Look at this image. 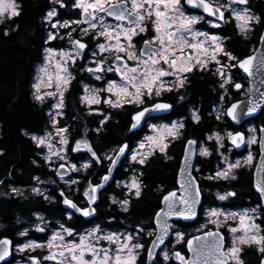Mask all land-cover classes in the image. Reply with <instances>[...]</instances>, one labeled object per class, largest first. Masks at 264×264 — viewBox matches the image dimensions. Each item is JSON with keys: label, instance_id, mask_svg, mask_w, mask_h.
Segmentation results:
<instances>
[{"label": "trees", "instance_id": "trees-1", "mask_svg": "<svg viewBox=\"0 0 264 264\" xmlns=\"http://www.w3.org/2000/svg\"><path fill=\"white\" fill-rule=\"evenodd\" d=\"M15 2L19 5L20 14L12 18L6 17L0 23V236L9 237L16 244L22 243L24 238L18 233L21 227L19 221H32L36 215H43L53 222L66 223V226L77 233L87 227L88 223L81 224L79 216L72 214L67 216L59 190L70 196L76 204L83 205L81 190L86 185L99 182L100 177L106 172L108 164L106 152L125 142L129 145L130 152L146 132L145 129L128 131L132 112L160 99L170 102L172 108L169 114L158 117L157 120L165 123L181 120L183 127L180 129L179 137L171 139L165 151L155 149L144 159L143 164L135 162L132 164L133 167L129 165L131 166L129 170L139 177V196L126 195V188L117 184L127 178V168L118 174L115 173L113 181L99 194L96 205L97 215L93 218L95 222L108 229L137 231L140 230L137 228L141 227L148 232L146 235L143 232L144 246L137 259V264H143L144 251L154 229L152 219L160 207L161 196L176 187V171L184 141L190 137L201 141L214 131L230 130L234 127L224 116L218 118L214 114V107L220 96L221 79L212 67L204 70L194 67L190 73L184 74L187 78L183 86L164 91L160 96H153L139 107L129 103L121 107L101 108L108 116L102 121V126H98L101 115L88 114L80 96L83 81L96 85L99 82L74 70V77L64 92L62 115L58 118L57 125L68 129L70 133L68 134L69 150L82 132L88 130L87 142L96 153V157L90 156L92 154L89 151L85 155L70 151L74 162L79 164L87 162L88 167L73 172L72 178H76L77 183L67 187L55 176L50 165L40 158L43 149L37 147L31 139L32 134H41L51 127V118L48 114L50 106L40 104L34 99L32 85L36 68L43 61L45 49L48 46L59 47L61 44L56 28H52L51 23L45 19L47 12L56 9L57 16L54 21L78 17L71 9L73 4L71 0H62L64 7L53 3L52 0H15ZM247 8L260 17V22H253L251 31L246 34L239 31L229 13L219 27L200 24L219 36L224 51L231 53L236 59H241L252 52L258 44L260 32L264 27V0H248ZM188 12L193 11L188 10ZM49 33H53L57 38L48 40ZM149 35L150 33L138 36L136 38L138 45ZM241 78L246 84V78L243 76ZM194 112L199 116V120L191 117ZM250 122L255 126H264V108ZM209 145L210 154L197 157L198 171L194 172L202 193L198 219L193 224L177 223V226L187 231L202 220L205 206H222L225 209L257 207L258 221L264 228V204L252 189V168L239 169L236 179L229 182L215 180L213 174L220 163L213 143L209 142ZM126 166L128 167L127 161ZM199 174L205 176L202 178ZM46 180L55 182L45 189L46 192L17 194L11 191L30 189ZM205 188L210 191L230 189L235 195L229 197V203L221 204L213 194H207ZM111 196L120 199L129 196L127 208L123 209L119 203L112 202ZM27 238L44 241L46 236L31 231ZM175 247L185 253L184 242ZM260 255L255 246H250L242 252L241 257L245 264H258ZM160 263L158 256L156 264ZM169 264H173L171 260Z\"/></svg>", "mask_w": 264, "mask_h": 264}, {"label": "snow or ice", "instance_id": "snow-or-ice-1", "mask_svg": "<svg viewBox=\"0 0 264 264\" xmlns=\"http://www.w3.org/2000/svg\"><path fill=\"white\" fill-rule=\"evenodd\" d=\"M52 2L59 4L60 7H64L62 0H52ZM184 2L193 8L202 9L203 12L207 13L209 16H215L219 20H224L225 11H229L232 18H234L237 22V28L242 33L251 31V25L253 22H260V17L251 14L249 8L243 7L238 10L232 7L233 4L246 5L248 0H228L227 4H219L218 6H214L212 3H209L208 0H184ZM76 6L82 9L85 19L74 21L73 23L78 25L86 23L89 28L93 30L98 28V25L93 22L98 19L96 13H105L107 16L114 17L117 21H128L127 27L120 23L113 27L112 25L103 23V18L100 17V30L95 33L96 35L104 37L108 42L107 44H98V48L101 52L115 51L117 53L115 57L116 61L123 60L120 53H123L128 60L136 61L135 66L132 67L128 66L127 63H124L122 66H117L115 69L111 67L108 69L109 71L115 70L120 77V83H117L115 80L109 81L107 88L104 90L116 97L115 100L110 98L104 100V103L109 104L112 107H121L122 103H135L140 105L144 103L145 97L151 98L153 95L160 96L162 91H171L172 88L166 86L163 79L167 76H176L178 86H183L184 80L187 78L183 75L184 73H190L193 70V67H207L209 63L207 57L209 55V47L211 45L206 46V44L209 40L212 42V45H214L210 56L211 60L216 61V63L219 64L220 61L217 60V55L220 53L227 55L229 60L235 59L231 53L224 52L220 37H209L207 33L195 30L194 26L198 24L203 17L186 15L181 4V0H131V10L125 6L124 0H119L118 3H113L112 0H77ZM18 8L19 5L15 2V0H0V23L3 22V16L5 13L8 14L9 18L18 16L20 14ZM56 16L57 11L53 8L47 12L45 19L51 22L52 18ZM153 16L155 17L154 19H152ZM145 20L150 21L152 29L155 32V36L152 41H145L146 47L141 49L140 56L138 57L136 53L131 50L133 48L132 38L137 35L138 32L147 31ZM58 25L62 28L70 27L68 21H64L63 23L57 21L56 23H52L51 27L55 29ZM219 26V24H213V27ZM82 31L87 34L88 29H83ZM70 36L71 33H69V37ZM121 37L127 41V46L122 44ZM198 37H205V39L200 40ZM54 39H56V35L49 33L48 40ZM261 40L264 41V36L261 37ZM112 41H115V43H111ZM72 43L75 46L77 55L80 54V50L87 47V45L81 43L80 40H73ZM156 43H158V47L151 46ZM46 52L49 54L46 57V65L40 69L43 76L39 77L38 82L33 85V88L35 89L34 98L40 102H43L45 96L51 97L54 95L53 92L40 94L41 85L45 84L44 77H47V86H53V76L49 73L48 65L53 63V59L56 56H59L61 60H64L65 57L71 59V54L64 52L63 50L56 51L49 48L46 49ZM202 57H204V59H202ZM254 59L255 57H248L247 59L240 61L239 67L245 72H249ZM65 64L66 61L64 63L59 61L55 63V88L60 96V100L54 106L57 109H61L63 107L64 89L70 83V74H68V69ZM164 65H167V68H165ZM87 71L98 73L103 71V69L97 65L95 69L89 68ZM217 73L223 75L222 70L219 68L217 69ZM96 79H101V77L97 75ZM227 82L228 81L225 80V83ZM223 86L224 85L222 84L221 87ZM235 87L240 89L241 85L236 84ZM98 91L99 90L92 89L91 95L83 96L81 98L82 101L88 104L100 103V99L96 94ZM85 92H89L87 87L85 88ZM121 97L124 98L123 101H121ZM239 107V104H233L230 108H228L227 115L233 120H236L238 115H240V113L237 112ZM257 107H259V104L250 101L247 113L243 114H251L256 111ZM170 108L171 105L166 103H155L151 107L142 108L132 117L133 123L131 128L135 129L145 118L147 113L164 111ZM57 115H60V113L57 112ZM193 119L199 120V116L195 112L193 113ZM52 124L57 135H60V143L62 145H66L68 141L62 133H65L67 129L57 127V121L55 118H53ZM151 127L157 135L145 137L148 152H141L136 149L132 150L131 159L133 161L137 160L138 155L144 157L150 155L156 148H159L161 152L165 151L167 148V144L164 142L165 137H175L177 135V128H182L183 124L177 125L176 123H173L171 126L165 125L161 128H157L156 125H152ZM261 132H264V129H261ZM228 135L231 138L232 143L237 147L244 142L243 134L241 133H236L235 135L229 133ZM31 139L36 143L37 147L47 145L49 149H51V145L47 143L50 139V134L46 133L45 136L32 135ZM219 140L220 137L217 135V141ZM188 143L191 145L194 144L195 141H189ZM248 143H255V138H251ZM261 146L262 149H264V142H262ZM81 147L86 148L89 152H91L94 158L96 157V153L92 150L87 141H77L76 148L73 149V151H76ZM145 147V142H141L139 144V149L142 150L145 149ZM128 148V144L120 146L117 156L125 154ZM201 151L203 155H208L207 149H202ZM53 154L59 156V152ZM251 158V155H249L247 160L250 161ZM45 159L47 160L49 157H45ZM144 162V159H140L138 161L140 164H143ZM115 163L116 161L113 160L112 164L115 165ZM238 166L239 161H237L235 165L229 164L228 170L223 172L218 171L216 176L226 179L228 178L229 171ZM60 167L63 168L64 165H61ZM71 167L73 169L76 168L75 165H72ZM84 167H88V165H84ZM109 171H111V167L109 168ZM108 179V176H104L102 178L103 181ZM193 184L194 181L189 184L188 187L191 188ZM102 186V183L94 187L90 185V191L85 193V195L89 198V203L95 201V193L97 189ZM125 187H128L130 190L135 189V194L137 196L140 195V186L135 177H133L131 183L125 185ZM256 188L261 194V198L264 199V182H258L256 184ZM13 191L17 190L13 189ZM33 191L38 192L39 189H33ZM61 195H63V193H61ZM232 195L235 194L227 193L226 195H220L218 198L220 200H225L227 196ZM175 196L176 194L174 192H170L164 197V201L168 204L169 209L168 212L164 213V215H179L183 216L185 219L194 216L195 211L193 205L198 202L199 189H195L194 196L188 194L181 198L180 203L186 205V207L180 209L179 211H173ZM113 202H115V200ZM63 203L86 217L92 215L95 211L90 208H78L75 203L68 199H64ZM127 203V200L122 202L123 205H127ZM161 211H163V209ZM159 215L160 213H157V216ZM211 215L218 216L220 213L212 211ZM229 215L233 218L237 216L236 213H230ZM211 222L216 223V221ZM60 227L63 233L67 234V237H72L74 235V229L66 228L63 225ZM38 230L44 231L43 228H39ZM163 230L165 233L167 232L166 224L163 226ZM229 231L234 234V237L232 247H230L227 251H224L222 248L221 242L223 237H220L219 233L208 232L205 234L208 237H218V239H215V243L210 248V255L214 260V264H229L230 261L233 262V264H243L239 258V253L242 249L237 246V241L240 245H256L258 247V251L264 253V228H261V225L255 223L254 217L249 216L247 211L239 215L238 226L230 227ZM237 232H240L241 235L236 236L235 234ZM26 234L27 231L20 233L22 236ZM78 235V241L66 240L65 235H62L61 232H54L47 241V247L49 250L53 248H58L59 250L57 252L50 251L49 255L45 256L44 259L56 261L57 264H65V260H67V264H135L136 255L134 250L143 247V245L139 243L131 244L133 238L130 234L124 238L123 242L120 241V236L117 233L113 232L103 234L99 225H96L87 233ZM158 239L161 243L163 242L162 236L158 237ZM193 239L200 240L201 238L194 237ZM90 240H94L95 242L90 243ZM101 241H106L109 245L115 244L116 247L115 249L103 246L97 247V244ZM10 244L11 241L8 239L0 240V260H4L5 257L9 255ZM188 245L189 248L192 249L193 241L189 240ZM40 247H44V245L30 241L22 245L19 250L25 251L29 248L34 250L35 248ZM86 255L90 256V258H86ZM196 255L199 259L201 255L200 251L197 250ZM176 256L181 261H184V258L180 256L179 253H176ZM164 258L167 260V253L164 254ZM30 259L32 264H40L38 258L30 257ZM185 264H187V262H185ZM191 264H197V261H192ZM204 264H207L206 260ZM262 264H264V262H262Z\"/></svg>", "mask_w": 264, "mask_h": 264}, {"label": "rangeland", "instance_id": "rangeland-1", "mask_svg": "<svg viewBox=\"0 0 264 264\" xmlns=\"http://www.w3.org/2000/svg\"><path fill=\"white\" fill-rule=\"evenodd\" d=\"M71 1L73 3L71 9H73L75 11V13L77 14L78 18L64 20V21H68L69 22L70 27H68V28H62V27H59V25H58L57 28H56V34H57L58 40H60V43H61L60 46L59 47L48 46L46 48V49L51 48V49H54L56 51L63 50L64 52L70 53L71 54V59H69L68 57H65L64 60H61V58L59 56H56L53 59V63L48 65L49 73L52 74V76H53V86L52 87H48L47 83H46L47 77H44L45 84L41 85L40 94H44V93H47V92H53L54 95L51 96V97L45 96L43 102H40V101L36 100L38 103H48L49 106H50L49 107L50 110L48 111V113L51 116V120H50V126L51 127L43 135H40V136H45L46 133L50 134V139L48 140L47 143L51 145V149H49V147L47 145L40 146V147H42V149H43L42 154H43L44 161L47 164H49L50 167L53 170L56 168V166L59 163H62V162L67 163L71 167L72 164L67 162V156H68L69 152L70 151L72 152L73 149L76 148L77 141H81V142L85 141L82 138H79L78 140H75L73 142L72 146L70 147L71 150H69L68 149V143L66 145H62L60 143V135H57L56 130L53 127V124H52L53 118H55V120L57 121V116H58L57 112L60 111V109H57V108L54 107L56 105V103L60 100L59 93H57L56 88H55V73H56L55 63L57 61H59L61 63H64L66 61L65 66L68 69V74H70V81L74 77V74H75L74 70H77L80 74L86 75L89 79H91L93 81H96V82H99V84L96 85L94 83H88V82L83 81L81 83L82 94L80 96V100H81V103L85 107H88V108L90 107L91 109H92V107L96 108L95 110H97V111H99L101 113L100 114L101 117H102L101 120L102 121L106 120L108 114L106 112H101L103 110L99 109L98 106L103 105L105 107H112L111 105L104 103V100L105 99H109V98L112 99V100L116 99L115 96H112L110 93H108L107 91H104V90L107 88L109 81L115 80L117 83H120V77L116 73V71L115 70H113V71H109L108 70L110 67L113 68V69L116 68L113 65L112 61L116 57L117 53L115 51L101 52L100 49L98 48V44H107L108 42L105 40L104 37L96 35L95 33L100 30V28H99V25L101 23V21L99 19L100 17L103 18V23L108 24V25H112L113 27H115L118 23L122 24L125 27L128 26V24L126 22H123V21L121 22V21H117V20H113V19H108V18L105 17L104 14H101V13H96L98 19L93 21L94 23H96L98 25V28L96 30H93V29L89 28L88 24H86V23H81L79 25L76 24V23H73L74 21L83 20L82 19L83 12H82L81 8L76 6L77 0H71ZM115 1H119V0H112V2H115ZM124 1H126L128 9L131 10V0H124ZM208 1L213 3V4H215V5H217V6L219 4H227L228 3V0H208ZM181 4L183 6V10H184L186 15H190V16L194 15V16L203 17V19L198 24H196L194 26L195 30H197L199 32H204V33L210 34V37L211 36H217V35L211 33L210 30H208V29H206V28L201 26L202 23H206L209 27H213V24H217L216 22H213V21H211V20H209L207 18H206L207 19L206 20L205 17L202 14H200V13L188 12V9H186V7L183 5V2H181ZM232 7L239 10V9H241L243 7H247V4L246 5L233 4ZM250 13L253 14L251 11H250ZM229 16L232 18L230 12H229ZM6 17H8L7 13L4 14L3 19L6 18ZM154 18L155 17L153 16L152 19H154ZM54 19H55V17L52 18V20L50 22L51 24L52 23H56L57 21H59L60 23L64 22L63 20H55L54 21ZM145 24L147 25V31L138 32V34L133 36V38H132L133 48L131 50L133 52H135L138 57L140 56L139 55V46L140 45H138V43L136 41V38L138 36H140V35H144L145 36V35H148V33H150V35L148 37H145V38H150V40L152 41L154 36H155V32L152 29L150 21L149 20H145ZM236 25H237V22H236ZM83 29H88L87 34L82 31ZM69 33H71L70 37H69ZM243 34H246V33H243ZM217 37H219V36H217ZM75 39H80V40L88 39V41H90L91 48H90L86 58L82 57L81 59H78L76 54L73 52V50H72V41L75 40ZM198 39L204 40L205 37H198ZM121 42H122V44H124V46H127V41H125L123 39V37H121ZM111 43L114 44L115 41H112ZM155 45L158 46V43H156ZM206 46H210L209 47V55L207 57V59L209 60L208 65H210L211 63H214V67H215L214 69L216 70V72H217L218 68L222 70L223 75H220L218 73H217V75L221 79L220 86L223 84L224 85L223 89L225 91L227 83L230 82V79H229L230 70L232 69V67H234L233 63L236 61V59L229 60L227 56H226V59H221V56H222L223 53H220V54L217 55V60H219L220 63L217 64L216 61H213V60L210 59L211 52L213 51L214 45H212V42L209 40L208 43L206 44ZM222 47H223V45H222ZM46 49H45L44 58H43L42 63L39 64V66H37V68H36L33 85L38 82V78L39 77L43 76V73H41L40 69L46 65V57L49 55L48 52H46ZM120 55L124 57V59H125L124 63H127L128 66H130V67L135 66L136 61L128 60L127 57L123 53H120ZM144 58H146V57H144ZM202 59H204V57H202ZM97 65H99L103 69V71L98 72V73L87 71V69H89V68L95 69L97 67ZM164 67L167 68V65H164ZM196 68L201 69L200 67H196ZM97 75H99L101 77V79H96ZM163 79H164V81L166 83V86H168V87H171V88H179V87H181V86H178V81H177L176 76H167V77H164ZM225 80H227L228 82L225 83ZM33 85H32V87H33ZM67 86H66V88H67ZM86 87L89 89L88 93L85 92V88ZM66 88L64 89V92H65ZM92 89L99 90L96 94H97L98 98L100 99V103L88 104V103L82 101L81 98L83 96L91 95V90ZM34 92H35V89L33 88V97H34ZM163 92L164 91H162V93ZM247 93H248V90H247V87L245 85V87L237 95H238V97H246ZM153 96L157 97L156 95H153ZM151 98L145 97L144 98V102L147 99L150 100ZM123 99L124 98L121 97V101H123ZM124 104H129V103H122V105H124ZM132 104L135 107H139V106L142 105V104L138 105V104H135V103H132ZM224 112H225V105L223 103V100H221L219 102V104L214 107V114L217 117H221V116L224 115ZM173 123H176L177 125L180 124V122L177 121V120L176 121H172L170 123H165V122L150 123L147 126L148 127L147 131L143 134V136L136 143V145L133 147V149H136V150L141 151V152H148L147 142L145 141V137H147V136H156L157 135V133L155 131H153V128L151 126L152 125H156L157 128H161L162 126H165V125L171 126ZM57 127H58V125H57ZM180 129H181L180 127L177 128V130H176L177 131V135L175 137H179ZM245 130L247 132V137H246L247 150L245 151L244 155H242L240 158H235L234 159V158L230 157V155L228 153L229 150H228V147H227L225 141H226V138L228 137V134L230 133V130L214 131V132L208 134L204 138V140H201L199 142V145L197 147V154H199L200 156H208L210 154L209 142L213 143V147L215 148V150H216V152L218 154V158H219V163L220 164H219L218 169L213 174V177L215 178V180H225V181L229 182V181L234 180L236 178L237 171L239 169H243V168L250 169V168L253 167V165L255 163V160H256V158L254 156L253 146L257 143V131H256V128H255V125L254 124H249V123L246 124ZM62 135L68 141V134L65 132V133H62ZM217 135L220 137L219 141H217ZM175 137H171V136L165 137L164 142L166 144H168L170 142V140L175 138ZM253 137L255 138V143L249 144L248 141L251 138H253ZM141 142H145V144H146L145 149H142V150L139 149V144ZM156 149H159V148H156ZM202 149H207L208 155H203L202 151H201ZM132 150L127 156V163H128L127 178L117 182L118 185H121L123 187H125V185H127V184H130L133 177H135L137 179L138 183H139L138 175H136L134 172H132L129 169L131 168L132 164H134L135 162H138L140 159H145V158H147L149 156V155H147L146 157H144V156L138 155L137 156V160L133 161L131 159ZM56 152H59V156L53 154V153H56ZM112 153H113V149H110L108 152H106V155H105L106 158L109 159L111 157ZM249 155H251V157H252L250 161L247 160ZM45 157H49V159L46 160ZM237 161H239V166L235 167V168H232L229 171L228 178L225 179L223 177H217L216 176V173L218 171L223 172L225 170H228V165L229 164L235 165L237 163ZM86 164L87 163L84 162V163H82L80 165H77L75 169H73L72 167H71V169L74 172H77L79 169H83L84 165H86ZM129 165H131V166H129ZM196 169H197V167H195V170ZM69 179H59V180L61 182L65 183L67 187H69L71 184H75L76 185V183H77V179L76 178H72L71 177ZM53 184H55L54 181L46 180V181L40 182L39 184L34 185L30 189H25V190L16 189L17 191H13V189H12L11 191H13V192H15L17 194H28V193L37 194L38 192H46L45 189L48 186L53 185ZM86 187H87V185L85 186L83 191L86 189ZM125 188H126V195H132V194H135V192H136L135 189H131L130 190L128 187H125ZM33 189H39V191L35 192V191H33ZM205 192L209 193L210 190L205 188ZM227 193H228L227 190H225L224 192H219V193L217 192L216 193V196H217L216 198L221 203L223 201L224 202H228L229 201V196H227V198L225 200H220L218 198L220 195H226ZM128 197L129 196H127V198ZM127 198L125 197L123 199H120V198H116L115 196H111L110 200L112 202L115 200V202L119 203L121 208L126 209L127 205H123L122 202L127 200ZM212 211H216V212L220 213V215L212 216L211 215ZM245 211H247L249 216L254 217L255 223L261 225V223L258 221L259 213H258L257 207L225 209L222 206H205L203 208V211H202L203 212L202 220L199 223H197L195 226H193L190 229H188L187 231H183L177 225H173L172 227H173L174 233H173V237L171 239V242L167 246L162 248L160 250L159 254H158V256H159V258L161 260L160 264H169V261H170V258H171L172 249L175 246H177L178 244L183 243L184 240H185V237L187 235H190V234H193V233H198V232H201V231H204V230H207V229H212V228L221 229V230L225 231L227 240H226V244H225V247H224V251H227L230 247H232V242H233V237H234V234L229 231V228L238 226L239 215L243 214ZM230 213H236L237 216L235 218H233L231 215H229ZM226 217H227V219H226ZM35 218H36V220L34 221V225H35L34 226V230H35V232L45 234L46 238H45L44 241L28 239V240H25L22 244L17 245L16 248H15V251L19 255H22L23 257H19L18 256V259L13 264H29V260L27 258L28 255L25 254L27 251L33 252V251H36V250H39V251L44 250L45 251L44 257L49 255L50 251L57 252L59 250L58 248H53V249L49 250V248L47 247V241L53 235L54 232H61L62 235H65V239L66 240H76V241H78V239H79V235L78 234H82V233L79 232L78 234H74L72 237H67V234L63 233L62 229L59 230V229H56V227L54 228V227H51V226H49V227H51V229L49 231H46L45 227H48L47 221H44V218H40L39 215H36ZM211 221H216V223H212ZM43 222H44V225H42ZM96 225H98V224L91 225L90 227H88L84 231V233H87V232L91 231ZM39 228H43L44 231H39L38 230ZM100 228H101L103 234L113 233V232L117 233L120 236V241L121 242H123L124 238L127 237L130 234L132 236V238H133L132 241H131V244L139 243V244H142L144 246V244L142 242V239L144 237L143 236V232H145V230L141 229V227L137 228V229H140V230H137V231L136 230L132 231V230H129V229L114 230V229H108V228H105V227L102 228L101 226H100ZM261 228H263L262 225H261ZM153 231H154V229H153ZM146 234H148V232H145V235ZM178 234H181V235H178ZM235 235L239 236V235H241V233L237 232ZM30 241L35 242L37 244H43L44 247L35 248L34 250L31 249V248L26 249L25 251H20L19 250L22 245H24V244H26V243H28ZM89 242L90 243H94L95 241L94 240H90ZM101 246H103V247H111L113 249H115V247H116L115 244L109 245L108 242H106V241H101L100 243L97 244V247H101ZM237 246L242 249V251L239 253V258L243 262V264H245V261L241 257V254L247 247H250V246L240 245L238 241H237ZM252 246H255L257 251H258V247L256 245H252ZM142 249H143V247L134 250L135 255H136L135 264H137V259H138L139 255H140V253L142 252ZM258 252L261 253L260 251H258ZM165 253H167V257H168L167 260H165V258H164V254ZM86 258H90V256L86 255ZM58 259H60V258H58ZM47 261H49L48 264H57V262L53 261V260H47ZM65 264H67V260H65ZM231 264H233V262H231Z\"/></svg>", "mask_w": 264, "mask_h": 264}, {"label": "water", "instance_id": "water-1", "mask_svg": "<svg viewBox=\"0 0 264 264\" xmlns=\"http://www.w3.org/2000/svg\"><path fill=\"white\" fill-rule=\"evenodd\" d=\"M118 2L119 1H115L113 3H118ZM124 3H125V6L128 8L126 1H124ZM209 3H211V2H209ZM183 5L186 7V9L199 12L203 16L207 17L208 19H210L214 22L221 23L225 20V18H224V20H219L215 16H209L207 13L203 12L202 9H196V8H193L189 5H187L184 2V0H183ZM213 5L217 6L215 4H213ZM101 14H104L105 17L108 19L116 20L114 17L107 16L105 13H101ZM224 17H225V13H224ZM82 19L83 20L85 19L84 15L82 16ZM123 22H126L128 24L127 20H125ZM262 36H264V27L260 32L258 44L253 49V51L249 55H247L241 59H238L236 62V69L238 71H240L241 74L246 78L248 93H247V96L245 98L235 100V101L231 102L226 107L225 118L235 128L240 127L245 122L253 119L264 108V41L261 40ZM75 40H80V39H75ZM146 40L151 41L150 38H145L141 41L140 46H139V55H140L141 49H144L146 47L145 46ZM80 41H81V43L86 44L83 40H80ZM151 46L152 47H158L155 44H153ZM86 48H84L83 50H80V54L77 55L75 46L72 43V50L76 54L78 59H81L83 57L84 53L86 52ZM248 57H255V59L252 61L249 72H245L242 68L239 67V63H240V61L245 60ZM112 63L115 67L122 66L124 63V57H123L122 61H116L114 58ZM236 84L241 85V83H235L233 86V90L236 93H239L242 89V85H241L240 89H237L235 87ZM250 101L253 103L259 104V107H257L256 111L251 113V114H243V113H247V109H248ZM155 103H166V104L171 105V108H172V104L170 102L163 101V100H158V101L153 102L152 104L140 107L139 109L132 112V114L130 115V120H131L130 125H129V131L130 132L140 130L144 126V124L147 122V120H149L150 118L157 117V116H164V115L170 113L171 108L168 110H164V111L147 113L145 118L140 122V124L135 129H132L131 128V125L133 123L132 117L135 115V113L144 107H151ZM233 104H239L240 105V107L237 109V112L240 113V115H238V118L236 120H233L231 117H229L227 115L228 108H230ZM261 129H264V126L260 125L258 127V130H257L258 131V142H257L258 155H257V158L255 160L254 166L252 168L251 178H252V189H253V191L259 196V198L264 203V199L261 198V194L257 191V188H256V184L258 182H264V149H262V146H261L262 142H264V132H261ZM231 133L233 135H235L236 133L243 134L244 142L241 143L239 147H237L236 145H234L232 143L231 138L228 135V137L226 139V143L229 146L233 147L234 150L237 152L244 151L246 149V134L244 133V131L238 129V130H235ZM189 141H195V143L189 145V143H188ZM124 144H127V143H123L120 146H122ZM197 145H198L197 139L191 138V137L187 138L183 143L182 155L180 157L178 168L176 171V182H175L176 187L165 192L161 196L160 207L156 210V212L153 216V219H152L154 232H153L152 238L150 239V241L148 242V244L145 248L144 263L143 264H154L155 263L160 250L164 246H166L168 244V242L173 237L174 230H173L172 226L174 224H176V223L193 224L198 219L200 206L202 203V193H201L199 181L196 178V176L194 175V166H195ZM120 146H118L117 150L115 151V153L111 157V159L108 163L106 172L100 177L99 182H97L95 184H91V186H93V187L96 185H100L101 183L103 184L102 187H99L97 189V191L95 193L96 199L94 202L89 203V198L85 195L86 192L90 191V185L85 189V191L83 192V195H82L84 201L86 202L85 207L78 206L72 198L66 196L61 190L59 191L60 196H61L62 206L66 211H69V212L73 213L74 215H81L85 219L94 218L95 211L92 215L86 217V216L82 215L80 212H77L75 209L65 205L63 203V201H64V199H68V200H71L73 203H75L78 208H90V209L95 210L94 205H95L96 201L98 200L100 192L108 184H110L113 181L115 170L119 167L120 163L122 162V160L126 157V155L128 153V150H126L125 154L117 156V153L119 152ZM83 148L84 147H81L79 149H83ZM113 160L116 161L115 165L112 164ZM61 165H64V167L61 168L60 167ZM110 167H111V171H109ZM54 173H55V176L60 178V179H67V178L71 177L72 170L66 163H59L56 166ZM104 176H108L109 179L106 181H103L102 178ZM193 181H194L193 186L191 188H189L188 185L191 184ZM182 185H183V187H182ZM197 188L199 189V197H198V202L193 205L194 211H195L194 216L185 219L183 216H179V215H167V216L164 215V213L168 212V210H169L168 204L164 201V197L167 196L168 193L174 192L176 194L175 205H174L173 211H179L180 209H183L186 207V205L180 203L181 198L183 196L188 195V194H191L192 196H194L195 195V189H197ZM186 189H187V192H186ZM61 193H63V195H61ZM162 209H163V211H161ZM157 213H160V215L157 216ZM165 224L167 225V232L166 233L163 230V226ZM208 232L219 233V236L223 237V240L221 243H222V248L224 250V247L226 244V235L224 234V232L220 229H208V230H204V231H201L198 233L190 234L185 239V241H184L185 253L181 252L179 249H176V248L173 249L171 252V258H170L172 263L173 264H185V262H187V264H191L192 261H197V264H204V262L206 260L207 264H214V260H213L212 256L210 255V248L215 243V239H218V237L217 238L208 237L205 235ZM160 236L163 237L162 243L158 239V237H160ZM194 237H200L201 239L200 240H194L193 239ZM3 239H8L9 241H11L8 237H1L0 238V240H3ZM189 240L193 241V248L192 249L189 248V245H188ZM12 249H13V244L11 241V244L9 245V255L6 256L4 260H0V264L6 263L11 259ZM197 250L200 251V253H201L199 259L197 258V255H196ZM176 253H179L180 256H182L184 258V261H181L180 259H178L176 256ZM30 257L38 258L35 255H32ZM38 260H39V258H38ZM262 262H264V253L261 254L258 264H262ZM230 263H231V261L229 262V264ZM29 264H32V261L30 258H29ZM40 264H41V262H40Z\"/></svg>", "mask_w": 264, "mask_h": 264}, {"label": "flooded vegetation", "instance_id": "flooded-vegetation-1", "mask_svg": "<svg viewBox=\"0 0 264 264\" xmlns=\"http://www.w3.org/2000/svg\"><path fill=\"white\" fill-rule=\"evenodd\" d=\"M223 10V9H222ZM229 12L228 11H225V16L228 14ZM208 36L210 37V34H208ZM84 42L86 43V45H87V48H86V52L84 53V58H86L87 57V55H88V52H89V50H90V48H91V43H90V41H88V39H84ZM221 59H226V56H223V58H221ZM236 59V58H235ZM237 60L238 59H236V61L233 63L234 64V67H232V69L230 70V82L229 83H227V85H226V90L224 91V89H223V87L221 88V91H220V96H219V99H218V102H217V104L216 105H218L219 104V102L221 101V100H223V103H224V105H225V109H226V107L231 103V102H233V101H235V100H238V99H241V98H244V97H238V93H236L234 90H233V86H234V84L235 83H241V85H242V89L245 87V84H244V82H243V79L241 78V76H242V74H241V72L240 71H238L237 69H236V62H237ZM124 62H125V59H124ZM211 65V64H210ZM210 65H208L206 68H201V69H199V70H204V69H208V67L210 66ZM212 67V66H211ZM210 67V68H211ZM241 89V90H242ZM158 100H160V99H156L155 101H158ZM155 101H153V102H155ZM164 101V100H163ZM152 102V103H153ZM152 103H149V104H152ZM40 104H45V105H49L48 103H40ZM149 104H147V105H149ZM215 105V106H216ZM145 106V105H144ZM83 107H84V109H85V111L88 113V114H101L99 111H97V110H95L96 108H93L92 107V109L89 107H85L84 105H83ZM99 107V109H105V108H108V107H105V106H103V105H100V106H98ZM102 112V111H101ZM225 113V112H224ZM216 116V115H215ZM224 116V115H223ZM158 117H162V116H157V117H153V118H150L149 120H147V122L144 124V126L141 128V129H145L146 131H147V126L150 124V123H158V120H157V118ZM191 117L193 118V113L191 114ZM217 117V116H216ZM225 117V116H224ZM59 118V117H58ZM58 118H57V122H58ZM131 121V120H130ZM251 121V120H250ZM248 122L249 124H253L252 122ZM246 124L247 123H244V124H242L240 127H237V128H235V127H233L232 129H230V133L231 132H233V131H235V130H238V129H240V130H242V131H244L245 132V134L247 135V132H246V130H245V126H246ZM129 125H130V122H129ZM255 125V124H254ZM98 126H102V120H100V122H99V124H98ZM260 126V125H259ZM259 126H255V128H256V131L258 130V127ZM58 127H61V128H64V127H62V126H58ZM100 128V127H99ZM99 128H97V130L99 129ZM243 128V129H242ZM66 129V128H65ZM128 131H129V127H128ZM45 133V132H44ZM44 133H42V134H44ZM66 133L67 134H70L69 133V131H68V129H67V131H66ZM89 136V131L88 130H84L83 132H82V135L80 136V138H82V139H84L85 141H87V137ZM200 142V141H199ZM199 142H198V145H199ZM226 142V141H225ZM257 142H258V131H257ZM88 143V142H87ZM226 145H227V147H228V150H229V155H230V157H232V158H240L242 155H244V153H245V151L247 150V148L244 150V151H242V152H237V151H235L234 150V148L233 147H231V146H229L227 143H226ZM117 148H118V146L117 147H114L113 148V153H112V155L114 154V152L117 150ZM253 149H254V156H255V158H257V155H258V149H257V143L253 146ZM88 150L86 149V148H83V149H78V150H76V151H72L73 153H76V152H81L83 155H85L86 153H88L87 152ZM111 155V156H112ZM90 156H92V155H90ZM197 157H204V156H200L199 154H197L196 153V158H195V166L194 167H197V169L195 170V172L196 171H198V166H197V164H196V159H197ZM40 158L41 159H43V154L41 153L40 154ZM111 158V157H110ZM44 160V159H43ZM126 161H127V159L125 158V159H123L122 160V162L120 163V165H119V167L115 170V172H114V176H115V173H119L120 171H123V170H126V168H127V166H126ZM45 162V161H44ZM67 162H69V163H71L72 165H75V166H77V165H80L79 163H77V162H74L73 160H72V154H71V152H69V154H68V156H67ZM108 163H109V161H108ZM254 166V165H253ZM253 168V167H252ZM195 169V168H194ZM128 171V170H127ZM199 176H201L202 178H203V176H205V175H201V174H199ZM236 179V178H235ZM234 179V180H235ZM219 181H225V180H219ZM115 182H116V180H115ZM228 182V181H227ZM89 185H87V187H88ZM33 187V186H32ZM86 187V188H87ZM85 188V187H84ZM83 188V189H84ZM83 189L81 190V194L83 195ZM225 190H227L228 191V193H234L233 192V190H230V189H225ZM225 190H213V191H210L209 193H207V194H213V196L216 198L217 196H216V193L218 192H224ZM103 191V190H102ZM101 191V192H102ZM100 192V193H101ZM232 196H234V195H232ZM232 196H229V197H232ZM217 199V198H216ZM83 202H84V204L83 205H78V206H80V207H85L86 206V202L83 200ZM97 202H98V200L96 201V203H95V205H94V207H95V215H97V208H96V205H97ZM225 203H229V201L228 202H222L221 204H225ZM74 215L73 213H71V212H67V216H69V215ZM36 215V214H35ZM75 216H79L80 218H81V224L82 223H88V226L87 227H85V228H83V230H81L80 231V233H82V234H84V231L88 228V227H90L91 225H93V224H98V225H100L101 226V224L100 223H97V222H95V220H93V218L92 219H85L83 216H81V215H75ZM40 218H44V221H47V223H48V227H45L46 228V231H49L50 229H51V227H56V229H61V225H63L64 227H66V228H69L68 226H66V223H63V222H53V221H50V220H48V219H46L43 215H40ZM34 221L36 220V218H34L33 219ZM24 221V222H20L19 221V224L21 225V227H20V229H19V234L20 233H22V232H25V231H27V234L26 235H21V237H23L24 238V241L25 240H28V238H27V236L28 235H30V232L31 231H35L34 230V221ZM42 225H44V222H43V224ZM0 226H1V224H0ZM49 226H51V227H49ZM102 227V226H101ZM102 228H104V227H102ZM224 233H225V231L224 230H222ZM79 233V232H78ZM77 232H74V234H78ZM225 235H226V233H225ZM1 237H6V236H0V238ZM9 238V237H8ZM11 241H12V244H13V251H12V257H11V259L7 262V263H3V264H13L17 259H18V256L19 257H23L22 255H19L16 251H15V248H16V246L17 245H19V244H21V243H19V244H16V243H14V241L11 239V238H9ZM33 252H35L34 254L35 255H37L38 257H39V259H40V261H41V264H48L49 263V261H47V260H45L44 259V254H45V251L44 250H42V251H39V250H36V251H33ZM25 254H27L28 255V259H29V257L33 254L32 252H29V251H27Z\"/></svg>", "mask_w": 264, "mask_h": 264}]
</instances>
